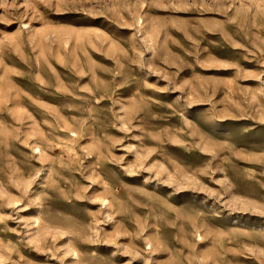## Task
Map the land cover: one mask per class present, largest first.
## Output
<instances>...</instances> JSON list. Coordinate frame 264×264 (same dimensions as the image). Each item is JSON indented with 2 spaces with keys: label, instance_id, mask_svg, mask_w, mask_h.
Returning <instances> with one entry per match:
<instances>
[{
  "label": "rangeland",
  "instance_id": "1",
  "mask_svg": "<svg viewBox=\"0 0 264 264\" xmlns=\"http://www.w3.org/2000/svg\"><path fill=\"white\" fill-rule=\"evenodd\" d=\"M0 264H264V0H0Z\"/></svg>",
  "mask_w": 264,
  "mask_h": 264
}]
</instances>
